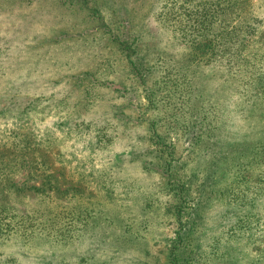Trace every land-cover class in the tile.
Wrapping results in <instances>:
<instances>
[{"label": "rangeland", "instance_id": "rangeland-1", "mask_svg": "<svg viewBox=\"0 0 264 264\" xmlns=\"http://www.w3.org/2000/svg\"><path fill=\"white\" fill-rule=\"evenodd\" d=\"M150 145L200 197L185 255L264 264V0H0V264H167Z\"/></svg>", "mask_w": 264, "mask_h": 264}, {"label": "trees", "instance_id": "trees-1", "mask_svg": "<svg viewBox=\"0 0 264 264\" xmlns=\"http://www.w3.org/2000/svg\"><path fill=\"white\" fill-rule=\"evenodd\" d=\"M78 3L80 2L81 5H85L86 2L88 0H75ZM108 5V3H107ZM111 6V4H110ZM97 9V7H95L93 9V11H95ZM102 21H103V27L110 32L109 29V25L105 23L104 19L101 17ZM111 35L114 37L113 40H115L116 42H119V45L117 46V50L121 51L122 55L124 56V58L127 59V61L129 62V64H131L132 66L136 67L138 66V62H135L133 59V53L135 52V50L131 47L130 44H128V41L126 40V38L124 37V40H121V36L116 34V33H111ZM137 60H139L137 58ZM130 89H127V86L125 87L124 91H129ZM89 105V104H88ZM91 112V111H90ZM89 112L88 113H80L78 115L77 120L78 121L76 124H83V123H88V118H89ZM124 119H127L125 116H123ZM91 122V121H90ZM149 133L154 134L151 138V140L157 144V146H159V136H157L156 134V130L151 128L149 130ZM100 139L99 142L101 143H107L109 141V135L108 133H106L104 128L100 129ZM98 138V136H97ZM98 142V139L96 141V143ZM29 143V142H28ZM105 144H101V146H103ZM151 146V145H150ZM149 146V147H150ZM152 147V146H151ZM31 148V144L26 145L24 150L30 149ZM152 154H155L156 160L152 161L151 164H148V160H144L143 159V163H144V167L147 168H151L152 170H155L153 168H158V169H162L165 170L167 168V172H169V174L173 175V177L171 176L170 178H173L174 180L167 182L166 185V190L170 195L169 201H167L166 203V208L169 212V215L171 216L172 220L175 221L176 223V230L174 231V238H170L167 242L166 245V259H167V264H194L195 263V259L193 257L190 256L191 253V247L196 246V244H194V242H196L199 239V232H200V228H201V223L198 221V213H197V208L199 207L200 204V197L199 196H195L194 198L191 199V192L190 190H188L187 188H185L186 186L183 185L182 181L180 178H178V174H177V169H178V163H177V159L175 157V147L173 148V146H168L166 145L165 149H159L158 147H152ZM29 152H25L24 154H28ZM157 153V154H156ZM143 154V153H142ZM141 154V156H142ZM165 154L167 155L165 157ZM140 156V157H141ZM6 155H4L3 153L0 152V175L4 172L3 169L5 170V175L7 174L6 171L8 170L9 163L6 161L2 160V158H5ZM140 157L137 156V159L140 160ZM41 166L38 167V173L42 172L45 173L46 171H50L52 170L51 166V158L49 157L48 153H46V155H41ZM133 159H131L132 161ZM26 161L23 162V164L25 165ZM5 164V165H4ZM4 165V168L3 166ZM30 167L33 168V162L30 163ZM159 171V170H158ZM174 171V172H173ZM162 172V171H161ZM50 177V176H49ZM4 178L10 183L12 184L13 179L9 178L8 175L7 177L4 176ZM176 178V179H175ZM3 184V183H1ZM59 183L57 182H52L51 179L47 180L46 182L42 183L43 189H45L44 191L46 193H48L49 189L51 188H55V186H58ZM6 185L8 186V183H6ZM192 201V203H191ZM1 208V207H0ZM6 210L2 208L1 212H5ZM196 248V247H194ZM187 251H190V253L188 254L190 259L193 260V263H191L192 261L189 260L187 257L188 255H185V253L187 254ZM180 252H182L186 257H182L180 255ZM185 252V253H184Z\"/></svg>", "mask_w": 264, "mask_h": 264}]
</instances>
